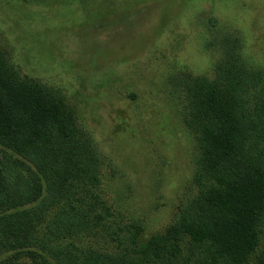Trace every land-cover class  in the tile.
<instances>
[{
    "label": "rangeland",
    "instance_id": "rangeland-1",
    "mask_svg": "<svg viewBox=\"0 0 264 264\" xmlns=\"http://www.w3.org/2000/svg\"><path fill=\"white\" fill-rule=\"evenodd\" d=\"M228 38L237 40L246 68L264 70V0H0L5 64L72 108L99 157L98 196L111 214L78 229L51 223L67 206L50 205L24 246L0 259L86 264L93 252L139 264L129 244L134 229L143 243L199 218L200 200L215 182L201 169L190 87L217 82ZM40 197L9 212L30 209ZM256 228L245 264H264V211ZM142 264L229 263L212 260L208 242L184 237L176 254Z\"/></svg>",
    "mask_w": 264,
    "mask_h": 264
},
{
    "label": "trees",
    "instance_id": "trees-1",
    "mask_svg": "<svg viewBox=\"0 0 264 264\" xmlns=\"http://www.w3.org/2000/svg\"><path fill=\"white\" fill-rule=\"evenodd\" d=\"M223 42L226 61L217 82L197 80L189 94L200 124L201 169L215 185L200 200L199 218L176 223L143 243L134 229L129 244L139 264L168 259L184 237L208 242L212 260L229 264H245L257 246L256 225L264 211V70L244 66L236 39ZM100 167L72 108L53 90L20 79L0 54V258L24 246V237L34 223H42L50 205L67 206L61 217L52 214L51 223H78V229L111 216L98 196ZM13 180L21 190L14 191ZM40 195L34 207L9 212ZM85 262L123 264L93 252ZM0 264L13 263L0 259Z\"/></svg>",
    "mask_w": 264,
    "mask_h": 264
}]
</instances>
